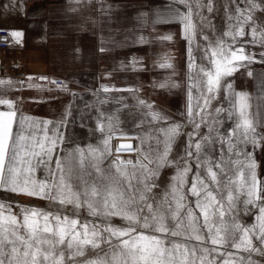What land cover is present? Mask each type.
I'll use <instances>...</instances> for the list:
<instances>
[{
    "label": "rangeland",
    "instance_id": "374dc122",
    "mask_svg": "<svg viewBox=\"0 0 264 264\" xmlns=\"http://www.w3.org/2000/svg\"><path fill=\"white\" fill-rule=\"evenodd\" d=\"M86 1L88 12L95 15L88 18L87 26L93 22L96 32V47H89L87 51L96 56V63L100 61L101 71L77 72L68 82L72 84L75 79L80 85L70 88L64 98L42 105L44 119L35 127L34 143L43 139L44 120L59 122L62 116L64 123L58 131L63 142H57L54 153L30 157L35 168L33 175L50 181L53 177L49 176L48 169L57 180L60 175L52 157L61 159L72 191L58 192L53 188L51 196L63 199L65 202L61 204L0 189L5 216L10 211L22 224L21 209L26 207L75 218L79 224L111 223L123 227L120 217L89 214L87 204L102 209L109 191L115 190L92 165L120 180L124 179L120 173L126 171L131 183L140 189L149 173H158V177L152 176V182L158 186L149 195L153 211H157L155 205L167 192L184 225L181 235L169 236L170 240L187 244L190 251L195 247L197 264L200 247L218 248L219 252L209 256L218 261L247 258L246 252L230 245L213 246L210 241L187 239L185 234L191 235L198 229L207 237L197 204L206 206L205 198L211 200L213 196L224 205L226 212L222 231L232 216L238 217L242 225H257L258 230L256 217L264 202L247 204L246 199L248 193L257 190L264 195V0H184L183 3L175 0L185 24L190 22L195 26L187 29L192 41L191 62L187 60L186 41L180 35L181 25L176 15L163 14L162 6L172 0ZM148 2L161 6V15L153 17L157 21L154 27L146 19L136 17L138 8ZM165 34L174 38L160 39ZM140 35L148 42L140 43ZM217 41L224 43L220 56L210 47ZM101 48L104 50L100 51ZM165 61L171 67H160ZM25 62L29 72L26 57ZM230 71L232 74L228 75ZM100 79L102 86L85 87L82 83L83 80L96 83ZM104 86L109 90L105 91ZM140 100L146 104L140 105ZM47 127L52 138L55 126L50 123ZM120 139H131L135 145L129 149L118 148ZM31 143L23 148L24 166L28 161L24 154L33 150L34 143ZM81 177L85 184L81 183ZM93 182L98 185L99 195H93ZM121 187L127 191L128 185L122 182ZM69 199L72 203L67 202ZM77 199L82 205L79 209ZM181 204L183 207L179 208ZM136 206L147 213L143 203ZM159 211H166V206ZM212 220L214 225L220 223L218 212L212 214ZM166 223L175 228L170 214ZM20 235L27 238L23 228ZM253 242L259 243L255 237ZM17 247L22 256L23 245L17 242ZM35 250L39 252V264H53L52 259L45 260V254L49 253L47 245H38ZM105 253H108L106 257ZM97 255L112 259L105 245L99 250L86 245L84 256L74 260H67L65 250V264H83L85 260L97 259ZM176 258L184 259V256L178 253ZM252 259L264 264V256L258 253H253ZM188 264H191L190 255Z\"/></svg>",
    "mask_w": 264,
    "mask_h": 264
},
{
    "label": "snow or ice",
    "instance_id": "6c2138e0",
    "mask_svg": "<svg viewBox=\"0 0 264 264\" xmlns=\"http://www.w3.org/2000/svg\"><path fill=\"white\" fill-rule=\"evenodd\" d=\"M15 3V0H12ZM183 3L184 0H179ZM7 7V5H2ZM161 6L154 5L151 2L141 5L136 17L138 20L146 19L151 22L152 26H155L157 21L153 20V17H159L161 15L159 8ZM165 9L163 13L166 17L176 15L180 25V35L186 41V56L187 60H192L191 49V37L187 29L194 28L189 22L187 25L184 22L185 17L181 15V10L176 7L175 0L171 3L162 6ZM23 11V9H21ZM159 22H164L159 20ZM147 26V25H145ZM11 35L15 38H20L23 35L21 29H8ZM174 37L171 34H165L160 39L172 40ZM139 42H148L143 35L139 36ZM216 56L223 54L224 43L217 41L216 45H210ZM103 51L104 49H99ZM245 57H242L244 59ZM135 64L136 61L133 60ZM160 67H171V64L165 61L160 64ZM235 70H238L235 69ZM231 75V71L227 73ZM205 75H211V73H205ZM251 75V73H249ZM22 83V82H21ZM55 83V81H53ZM59 87H65L64 85H58ZM162 86V85H161ZM104 90L108 91V87L104 86ZM211 91V89H209ZM140 105H145L143 100L138 101ZM0 105H6L9 110L13 108V101L0 100ZM150 106V103H149ZM2 112V111H0ZM13 121L12 124L5 130L0 131V143L4 148V159L0 161V187L12 192H18L27 194L29 196L39 197L41 199H51L53 201L63 204V199L57 200L56 197L51 196L53 188L57 191H72V185L68 183V176L62 169V160L56 157H52L56 161V167L59 171V179L55 178V174L48 169L49 176L53 177L50 181L48 178L38 179L33 175L35 168L31 164V156H45L48 153H54L56 144L58 141L63 142V136L59 134L58 128L60 124L64 123L63 116L59 122L44 120V136L43 139L33 144V150L24 155L28 157L27 164L21 168L16 164L17 159L20 157L19 145L13 144V134L15 133L16 140L24 141L26 139L22 127L20 131L14 128V117L17 115L12 110ZM27 119V118H25ZM53 124L55 131L50 138L48 136V125ZM12 148V159H8V164H5L6 158H8V150ZM38 148V151L36 150ZM81 155H83L82 150ZM7 167L9 173V179L4 180L3 168ZM96 171L100 174L105 182L112 186L113 191H109L107 197L103 200V208L96 207L94 204H87L89 214L93 216L103 215V217H120L124 221L123 227H119L108 223L104 226L92 224L88 222L79 224V221L75 218L68 216H62L59 213L47 212L42 209H29L22 208L23 222L17 219V217L7 212L5 216V206L0 203V264H39V252L36 251V246L47 245L49 253L45 254V260L52 259L53 264H65V250L67 251V260H74L77 256H84L85 246L90 245L93 249H100L101 245H105L112 253V259L108 260L97 255L95 260H85L83 264H188V256H191V264H197L195 247L190 251L187 244H180L169 239V236L176 237L181 235L180 229L184 227L183 220L181 218L178 208H174L173 204L169 202V195L167 192L163 194V198L159 204L155 205L157 211L154 212V204L149 202V195L158 186L152 182V176L158 177V173L149 175L142 181V189L135 187L131 183V177L124 171L120 173V177L123 180L116 177L105 174L99 168L98 165H92ZM22 181V183H21ZM126 182L128 185L127 191L121 187V183ZM81 183L86 182L81 177ZM91 187L93 188V195H99L98 185L93 182ZM138 194V195H137ZM207 205L197 204V208L201 209L203 215V221L205 228H207V237L200 234L197 229L191 235L185 234L187 239H195L199 242L210 241L211 245H230L231 248L242 250L246 252L247 258H240L238 260L224 259L218 261L214 257L209 258L212 252H219L218 248H204L200 247L199 264H261V262L252 259L253 253H258L260 256H264V207H259V213L256 217L259 222L257 225L253 224L251 227L242 225L239 218L232 216L230 223L225 229L226 212L224 205L216 199L215 196L205 198ZM231 200V198H230ZM212 201L216 205H219L217 209ZM68 203H72L69 199ZM264 202V195H261L259 191L248 193L246 199L247 204H255ZM143 203V206L147 208V213H144L139 205ZM79 199L76 201V208L81 207ZM162 206H166V211H159ZM183 205H179L182 208ZM231 204H229V208ZM218 212L220 223L214 225L212 220V214ZM170 214L171 221L175 223V228H171L166 223L167 216ZM52 221H55L53 226ZM23 228L27 233V238L20 235V230ZM215 228V231H214ZM151 232L152 234H146ZM43 234H51L50 236H44ZM239 237V239H237ZM253 237L259 243L253 242ZM35 242V245L33 244ZM17 242L23 245L24 251L21 256L20 249L17 247ZM10 251L8 250V246ZM66 246V247H58ZM59 249V253L57 250ZM181 250H183L181 252ZM184 256V259H177V254ZM108 253H105V257ZM229 256L232 254L229 253Z\"/></svg>",
    "mask_w": 264,
    "mask_h": 264
},
{
    "label": "crops",
    "instance_id": "0c3cea01",
    "mask_svg": "<svg viewBox=\"0 0 264 264\" xmlns=\"http://www.w3.org/2000/svg\"><path fill=\"white\" fill-rule=\"evenodd\" d=\"M88 11L86 0H15V3L12 0H0V28L23 30L22 37L11 35L10 40L15 48L24 51L29 65V75L21 81L16 74L0 73V100L13 101L12 110L17 113L14 128L20 131L22 127L26 137L24 141H18L13 134V144L19 145L20 149L16 164L21 168L24 166L23 148L34 143L35 127L44 119L40 111L42 105L64 98L70 88L80 85L75 79L72 84L68 82L77 72L101 71L100 61L96 63V56L89 55L87 51L89 47H96L93 22L92 26H87L88 18L95 15ZM55 77L64 79L65 87L55 86L46 80ZM82 83L85 87L103 85L101 79L96 83L92 80H83ZM12 110L0 105V131L12 124ZM3 159L4 148L0 143V161ZM8 159H12L11 147L6 165ZM3 171L4 180L7 181L9 173L6 166Z\"/></svg>",
    "mask_w": 264,
    "mask_h": 264
},
{
    "label": "built area",
    "instance_id": "2783aa9c",
    "mask_svg": "<svg viewBox=\"0 0 264 264\" xmlns=\"http://www.w3.org/2000/svg\"><path fill=\"white\" fill-rule=\"evenodd\" d=\"M10 39L11 32L7 28H0V73L16 74L21 81L29 75L25 62L26 54L21 49L15 48ZM46 80L52 83L55 81L53 83L55 86L66 85L61 77Z\"/></svg>",
    "mask_w": 264,
    "mask_h": 264
},
{
    "label": "water",
    "instance_id": "95a60500",
    "mask_svg": "<svg viewBox=\"0 0 264 264\" xmlns=\"http://www.w3.org/2000/svg\"><path fill=\"white\" fill-rule=\"evenodd\" d=\"M117 145H118V148L127 149V148H132L134 145V142L132 140H119Z\"/></svg>",
    "mask_w": 264,
    "mask_h": 264
},
{
    "label": "bare ground",
    "instance_id": "6f19581e",
    "mask_svg": "<svg viewBox=\"0 0 264 264\" xmlns=\"http://www.w3.org/2000/svg\"><path fill=\"white\" fill-rule=\"evenodd\" d=\"M22 50V49H21ZM66 83V82H65ZM120 140H131V139H120ZM133 141V140H132ZM134 145H135V143H134ZM134 145H133V147H134ZM118 146V145H117ZM127 149H129V148H127Z\"/></svg>",
    "mask_w": 264,
    "mask_h": 264
}]
</instances>
